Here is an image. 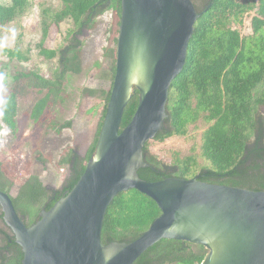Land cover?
<instances>
[{"label":"trees","instance_id":"16d2710c","mask_svg":"<svg viewBox=\"0 0 264 264\" xmlns=\"http://www.w3.org/2000/svg\"><path fill=\"white\" fill-rule=\"evenodd\" d=\"M30 0L0 2V53L8 60H27L20 48H9L2 36L3 30L22 16ZM60 7L41 10L42 38L40 53L47 58L57 56V67L52 78L41 76L35 69L18 71L14 81L24 79L28 87L44 92L30 112L38 123L51 103L61 99L68 73L81 72V41L77 38L84 29L92 28L95 19L112 9L118 18L120 0H59ZM199 17L187 48L182 71L172 80L167 102L168 118L163 129L153 140L164 141L172 136L193 139L188 133L198 123L205 125L199 143H193L188 155L172 152L171 163L166 164L152 154L147 142L144 161L147 167L138 169L141 179L149 182L166 177L191 178L234 187L264 190V0H193ZM253 12L251 34L242 36L232 27L241 24L246 14ZM70 19L73 28L68 32V43L59 49H48L43 43L52 25ZM119 23V21H118ZM108 60V89L84 88L82 94L100 97L103 108L93 139L84 157H73L71 151L59 161L67 166L68 176L63 187L69 191L85 169V163L94 151L101 123L109 99L115 72L116 38L105 48ZM0 78L3 75L0 72ZM14 88V87H13ZM135 89L127 102L120 130L131 120L138 105ZM16 91L0 93V119L12 132L16 131ZM71 120L63 123L50 121L47 128L60 133L70 128ZM197 151V152H196ZM206 165H200L199 160ZM0 190L9 193L11 182L2 180ZM46 206L48 210L59 198ZM59 197V198H58ZM16 211L27 215L26 225L38 219L47 199V190L36 175L29 177L15 197L11 196ZM160 214L156 203L136 189L118 193L109 204L104 217L101 241L127 242L145 231ZM13 240V239H12ZM19 246V245H17ZM5 256L3 264H21L22 251ZM207 250L202 245L175 239H161L143 252L133 264H200Z\"/></svg>","mask_w":264,"mask_h":264},{"label":"water","instance_id":"95a60500","mask_svg":"<svg viewBox=\"0 0 264 264\" xmlns=\"http://www.w3.org/2000/svg\"><path fill=\"white\" fill-rule=\"evenodd\" d=\"M193 0H120L115 72L96 145L74 186L31 225L0 190L3 220L22 251L21 264H133L161 239L202 245L200 264H264V190L166 177L149 182L144 146L168 118L172 80L182 71L194 24ZM137 89L138 105L120 130ZM136 189L160 214L130 241H101L107 207Z\"/></svg>","mask_w":264,"mask_h":264},{"label":"rangeland","instance_id":"374dc122","mask_svg":"<svg viewBox=\"0 0 264 264\" xmlns=\"http://www.w3.org/2000/svg\"><path fill=\"white\" fill-rule=\"evenodd\" d=\"M8 1L0 0L1 3ZM45 7L57 9L60 1L30 0L24 14L2 32L5 45L9 48L17 45L28 58L25 61L15 58L8 60L0 53V72L3 75V79L0 78V93L5 94L11 89L16 91L17 97L16 131L12 132L0 119V172L2 180L11 182L9 192L13 197L33 175L44 186L60 187L68 173V167L59 164L60 159L75 145L81 146V155L87 150L103 108L99 95L87 96L82 94V90L110 87L108 60L103 54L105 48L113 45L119 18L114 10L107 9L95 19L92 28L84 29L77 36L82 43L81 72L68 73L61 99L49 105L38 123L31 120V108L44 92L28 87L24 79L14 81L13 75L18 71L35 69L41 76L52 78L57 67V56L47 58L40 53L39 47L42 38L41 10ZM253 15V12L246 14L241 24H234L232 27L242 36L251 34ZM72 28L70 19L59 25H52L43 45L48 49H59L68 43V32ZM67 120H71V127L64 128L60 133L46 126L50 121L59 124ZM197 125V128L190 127L188 132L193 139L172 136L162 142L151 140L148 143L149 151L166 164L171 163L173 151H177L181 157L188 155L193 143H199L200 133L205 127L201 122ZM199 164L207 163L200 159ZM3 184L0 177V185Z\"/></svg>","mask_w":264,"mask_h":264},{"label":"flooded vegetation","instance_id":"af4514ba","mask_svg":"<svg viewBox=\"0 0 264 264\" xmlns=\"http://www.w3.org/2000/svg\"><path fill=\"white\" fill-rule=\"evenodd\" d=\"M261 112L262 113L264 112L263 107L261 108ZM263 142H264V133H263ZM80 150H81V146L75 145V147L72 148V150H71V153H72L71 155L73 157H75V156L84 157L87 150H85L82 155L80 154ZM69 172L70 171L68 170V173L66 176L69 175ZM62 183H63V181H62ZM62 183H61L59 188L51 187V186H45V188L47 190V199H46L45 203L43 204L41 210L43 208H46V206L48 204L52 203L57 198L56 196L60 197L61 195H64L66 190L64 189ZM8 194L11 197L10 192ZM41 210H40V212H41ZM40 212H39V214H40ZM17 213L19 215H21L22 217H24L25 224H26V222H27L26 217H28V216L20 213V211H17ZM39 214H38V216H39ZM3 217H4V214L2 212V207L0 205V264H3L5 262V256H10L13 252L18 253L17 248L20 247V246H17V244L15 243L13 233H12L11 229L4 222Z\"/></svg>","mask_w":264,"mask_h":264}]
</instances>
